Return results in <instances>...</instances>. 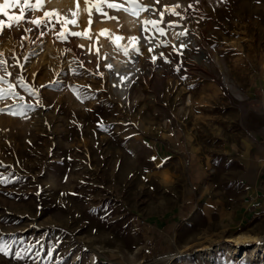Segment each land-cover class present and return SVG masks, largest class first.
<instances>
[{
  "label": "rangeland",
  "instance_id": "obj_1",
  "mask_svg": "<svg viewBox=\"0 0 264 264\" xmlns=\"http://www.w3.org/2000/svg\"><path fill=\"white\" fill-rule=\"evenodd\" d=\"M175 3L183 18L166 14L178 26L156 43L142 41V70L127 96L76 37L56 38L59 25L0 35L12 73L0 71V89L12 83L17 93L0 99V245L10 248L0 264H264V252L257 251L264 247V215L240 221L231 215L228 224L216 214L176 213L192 176L206 175L220 188L221 172L234 180L241 170L217 159L219 174H213L203 155L207 136L264 111V0H161L154 6ZM106 10L119 19L123 13ZM184 29L186 47L178 56L170 34ZM33 85L38 95L29 90ZM180 131L204 146H195L193 159L185 151L188 164L178 167L154 146ZM236 189L230 185L233 211L241 205ZM149 226L165 229L171 240L156 245Z\"/></svg>",
  "mask_w": 264,
  "mask_h": 264
},
{
  "label": "crops",
  "instance_id": "obj_2",
  "mask_svg": "<svg viewBox=\"0 0 264 264\" xmlns=\"http://www.w3.org/2000/svg\"><path fill=\"white\" fill-rule=\"evenodd\" d=\"M252 116L250 120L240 118L238 128L231 127L229 130L207 136L206 139L210 147L203 158L210 169L213 166L211 169L214 170L213 174H219L216 170L218 162L216 160L223 159L225 167L235 163L241 169L236 178L233 180L228 172H221L223 187L219 188L214 186L206 175L192 176L191 188L183 195L181 207L176 209L177 215L184 216L201 211L205 215L216 214L228 224L232 221L226 218L231 215H235L236 221L252 214L255 217L264 215V111L255 112ZM165 138L166 140L155 144L154 148L162 158L165 155L169 160L175 161L178 167L188 164L184 159L185 151L193 159L196 155V152H192L195 146H204L202 140L195 139L196 137L188 132H172L166 134ZM173 151L175 156H168V153L172 154ZM232 156L236 158L232 159ZM165 174L168 173H163ZM185 179L188 177L185 176ZM163 180L166 183L170 182L166 178ZM233 183L240 193L237 200L241 201V205L235 211L228 204L231 200L230 185ZM148 232L151 233L154 243L160 247H164L171 240L165 229L149 226Z\"/></svg>",
  "mask_w": 264,
  "mask_h": 264
},
{
  "label": "snow or ice",
  "instance_id": "obj_3",
  "mask_svg": "<svg viewBox=\"0 0 264 264\" xmlns=\"http://www.w3.org/2000/svg\"><path fill=\"white\" fill-rule=\"evenodd\" d=\"M89 0H85V4H88ZM161 0H150L149 5H144L139 2V0H123V4L121 3H114V2H108V0H104V3L106 4V7L108 9L114 10L115 12L123 11L125 13H129L133 16H139L140 12H152L155 17L158 18H152L143 20L141 22V33L142 35L140 37H129V44H132V41L139 42L141 39L144 40L146 43L151 45L157 35L160 37H165L167 35L168 29H173L178 26L177 21H173L171 19L165 20V15L167 14L168 17L176 16L183 18L181 15V12L178 11L182 6L179 3H175L171 6L168 4L162 5L160 8H156L154 5H159ZM198 2V0H197ZM130 5V7L125 6ZM189 8L192 7V5H188ZM19 9L18 14H9V9ZM44 8V0H3L2 3H0V14H2L3 17L7 18V23L5 19L0 18V35L5 34L7 31H15L17 29L22 30L25 33L33 32L34 29H41L43 27H48L49 31H54L57 27V25L60 26V30L56 32V38L60 40L61 42L67 41L69 36L72 37H82V38H88V29H85L83 32H75V31H68L66 26L68 24H72L73 26H78V23L76 20H70L65 16H62L61 13H59L58 10L52 9L50 11H43V15L40 17H37L35 19L31 18L32 13L39 12ZM77 8H79V3L77 0ZM95 10L97 14L101 17V22H104L105 20H115L117 23H119V17L118 16H111L108 14L107 11H103L102 5L100 3H97L95 5ZM71 12L72 16H76V12L69 10ZM63 21V22H61ZM89 27H91L92 24V18H91V11L89 10V20H88ZM162 24H167V28L161 27ZM27 25H32L33 27H28ZM50 26V27H49ZM108 29H102L99 35H104L108 32ZM188 34L187 29H184L178 33H176V38L180 39L181 37H184ZM40 36L45 35L44 32L39 33ZM22 39H29L27 36L22 37ZM124 37L117 36L112 41L113 44L116 43L117 40H122ZM30 42H33L30 40ZM161 44L164 46H168L166 41H161ZM159 46V45H157ZM80 47H83V45H80ZM121 50H123L125 55H128L129 53V47L119 45L118 46ZM173 50L176 52L178 56L182 55L183 53L180 51V49H183L186 47L183 40H181L180 48H176V46H172ZM132 50H134L137 54H139V47L137 45H132ZM91 51V49H89ZM99 50L97 49V52ZM153 51L151 47H149V52ZM161 57L164 56L163 53L160 54ZM157 59L156 56L152 57V61L155 62ZM165 62L172 63V61L167 60L165 57ZM22 67V65H21ZM106 67L111 70L112 65L108 64ZM179 70V68H177ZM0 71H3L5 75L11 76L12 73L8 72V62L3 58V53H0ZM98 75L103 76L102 73H97ZM121 80L124 79L123 76L120 77ZM5 82V76L0 75V83ZM19 82L23 85L24 84V78L20 77ZM27 87V85H24ZM14 85L12 83L7 84V89H0V99L4 97L6 93L16 95L17 93H14ZM43 87V86H41ZM33 95H38V89L35 88V86H31L29 89ZM4 109H0V112H3ZM15 115V113H12ZM155 159V158H153ZM3 180H0V183H3ZM0 254H3L5 256L10 254V248L7 244L0 245ZM37 255H39L37 253ZM15 257L18 259H22V252L16 251Z\"/></svg>",
  "mask_w": 264,
  "mask_h": 264
},
{
  "label": "bare ground",
  "instance_id": "obj_4",
  "mask_svg": "<svg viewBox=\"0 0 264 264\" xmlns=\"http://www.w3.org/2000/svg\"><path fill=\"white\" fill-rule=\"evenodd\" d=\"M108 2H112V0H108ZM78 3L79 8H77V0H44V8L42 10L50 11L56 9L62 16L70 20H76L78 26H73L72 24L66 26L69 31L83 32L88 29V38L76 37L79 46L83 45L82 48L90 58L102 59L105 66L108 64L112 65V69H108L110 80L116 91L122 96H127L131 85L142 70V58L132 50V45H137L140 49L143 41L142 39L139 42L132 41L130 45L128 38L140 37L142 33L138 35L137 30L141 31V22L151 18L146 16L144 12H140L138 17L123 12L119 23L115 20L101 22V20L96 18L99 15L95 10V5L100 3L103 11H105L107 7L104 0H89L88 4H85V0H78ZM70 9L76 12V16L71 15ZM89 10L92 18L91 27L88 24ZM152 18L158 17L153 15ZM102 29H108L109 31L104 35H99ZM176 33L174 31L170 34L171 42L180 48L181 39L176 38ZM117 36H122L124 39L117 40L113 44L112 41ZM156 42L158 41L155 39L153 43ZM192 44L195 45L194 42ZM119 45L129 47L128 55L124 54L123 50L118 47ZM97 49L99 50L98 52ZM121 76L124 77L123 80L120 79ZM187 101L191 102V99L188 98ZM257 251L264 252V247H258Z\"/></svg>",
  "mask_w": 264,
  "mask_h": 264
}]
</instances>
